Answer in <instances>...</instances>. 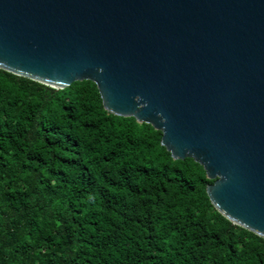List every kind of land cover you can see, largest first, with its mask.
I'll list each match as a JSON object with an SVG mask.
<instances>
[{"label": "water", "instance_id": "95a60500", "mask_svg": "<svg viewBox=\"0 0 264 264\" xmlns=\"http://www.w3.org/2000/svg\"><path fill=\"white\" fill-rule=\"evenodd\" d=\"M0 68L161 131L213 207L264 238V0H0Z\"/></svg>", "mask_w": 264, "mask_h": 264}, {"label": "trees", "instance_id": "16d2710c", "mask_svg": "<svg viewBox=\"0 0 264 264\" xmlns=\"http://www.w3.org/2000/svg\"><path fill=\"white\" fill-rule=\"evenodd\" d=\"M62 88L0 68V264H264V238L218 212L191 157Z\"/></svg>", "mask_w": 264, "mask_h": 264}]
</instances>
